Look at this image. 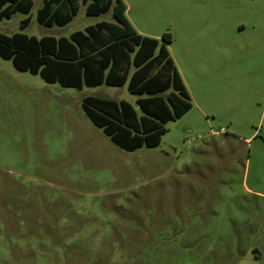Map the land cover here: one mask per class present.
Returning <instances> with one entry per match:
<instances>
[{
  "label": "rangeland",
  "instance_id": "374dc122",
  "mask_svg": "<svg viewBox=\"0 0 264 264\" xmlns=\"http://www.w3.org/2000/svg\"><path fill=\"white\" fill-rule=\"evenodd\" d=\"M43 2L0 33L115 22L82 4L67 25L43 26ZM124 2L141 34L172 35L193 108L156 147L125 151L81 103L137 107L126 85L63 87L0 57V264H264V0Z\"/></svg>",
  "mask_w": 264,
  "mask_h": 264
},
{
  "label": "trees",
  "instance_id": "16d2710c",
  "mask_svg": "<svg viewBox=\"0 0 264 264\" xmlns=\"http://www.w3.org/2000/svg\"><path fill=\"white\" fill-rule=\"evenodd\" d=\"M88 16L113 10L115 22L101 21L66 36L0 33V57L47 83L84 87L127 86L137 95V107L125 100L87 95L82 109L96 127L125 151L156 147L166 124L193 108V99L170 52V33L162 40L143 35L129 21L124 0H44L37 11L40 25L70 23L81 5ZM34 0H0V21L16 12L30 14ZM32 16L20 22L25 29Z\"/></svg>",
  "mask_w": 264,
  "mask_h": 264
},
{
  "label": "crops",
  "instance_id": "0c3cea01",
  "mask_svg": "<svg viewBox=\"0 0 264 264\" xmlns=\"http://www.w3.org/2000/svg\"><path fill=\"white\" fill-rule=\"evenodd\" d=\"M126 14H127V11H126ZM128 17V16H127ZM129 19V18H128ZM130 21V20H129ZM101 22V21H100ZM131 22V21H130ZM98 23V22H97ZM132 23V22H131ZM134 27H135V25L134 24H132ZM136 28V27H135ZM139 33H141L139 30H137ZM176 63V62H175ZM177 65V64H176ZM178 67V66H177ZM179 69V68H178ZM180 71V70H179ZM181 72V71H180ZM182 74V73H181ZM183 76V75H182ZM183 79H184V81H185V78H184V76H183ZM185 83H186V81H185ZM100 86H102V85H100ZM186 86H187V84H186ZM188 88V87H187ZM119 101V100H118Z\"/></svg>",
  "mask_w": 264,
  "mask_h": 264
},
{
  "label": "built area",
  "instance_id": "2783aa9c",
  "mask_svg": "<svg viewBox=\"0 0 264 264\" xmlns=\"http://www.w3.org/2000/svg\"><path fill=\"white\" fill-rule=\"evenodd\" d=\"M225 131V129L224 128H222V129H220V131L219 132H224Z\"/></svg>",
  "mask_w": 264,
  "mask_h": 264
}]
</instances>
